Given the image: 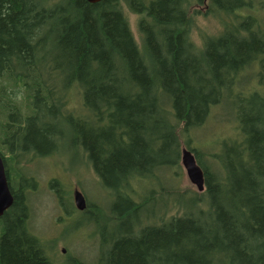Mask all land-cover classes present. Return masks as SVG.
<instances>
[{
  "label": "trees",
  "instance_id": "trees-1",
  "mask_svg": "<svg viewBox=\"0 0 264 264\" xmlns=\"http://www.w3.org/2000/svg\"><path fill=\"white\" fill-rule=\"evenodd\" d=\"M199 14L221 31L197 45ZM250 69L252 91L233 93ZM225 105L229 133L205 151L199 131ZM59 147L84 152L112 202L94 264H264V0H0V157L13 197L0 264H55L30 229L38 184L23 165ZM182 147L202 192L179 186ZM86 206L71 213L97 211Z\"/></svg>",
  "mask_w": 264,
  "mask_h": 264
},
{
  "label": "rangeland",
  "instance_id": "rangeland-1",
  "mask_svg": "<svg viewBox=\"0 0 264 264\" xmlns=\"http://www.w3.org/2000/svg\"><path fill=\"white\" fill-rule=\"evenodd\" d=\"M195 7L203 11L205 9L204 5L196 4ZM124 14L128 18L135 38L139 40L136 25L138 17L126 8ZM217 20L214 16L197 15L196 27L191 32L192 40L200 45V34L217 35L220 33L221 25ZM251 73L252 69L243 73V80L239 85L233 87V93L235 89L236 93L241 92L245 97L249 95L256 84L255 81L248 78ZM212 115L214 118L206 122L198 135L200 142L204 144L205 151L208 147L214 146L213 143L219 138L229 133L225 124L231 126L230 105L216 109ZM23 168L29 169V173L37 179L36 183L38 184L36 190L30 192L28 196L32 212L30 229L46 246L53 262L55 264H73V260H76L84 264H94L99 254L100 240L93 234V231L95 228L97 232L105 235V211L111 210L112 202L109 200L107 192L100 186L91 165L87 163L84 152L81 149L59 147L50 156L25 162ZM179 177L181 178L180 187L189 186L196 191L182 166ZM50 181H53L54 184L52 188L49 185ZM74 189L81 191L85 201H90L92 207L96 206L97 211L93 209L85 214L71 213L70 207H75ZM70 191L71 193H69ZM63 192H68L65 199L62 196ZM61 196L62 200L59 201L57 198H61Z\"/></svg>",
  "mask_w": 264,
  "mask_h": 264
},
{
  "label": "water",
  "instance_id": "water-1",
  "mask_svg": "<svg viewBox=\"0 0 264 264\" xmlns=\"http://www.w3.org/2000/svg\"><path fill=\"white\" fill-rule=\"evenodd\" d=\"M86 1L90 3H97L100 0ZM180 164L183 167L189 182L195 186L198 192H202L204 190V178L202 170L197 164L192 152L186 147L181 148ZM12 201L13 197L8 186L3 159L0 157V216L11 206ZM73 202L76 209L79 211H82L86 208L85 198L78 189H74L73 191ZM62 252H64V250H62Z\"/></svg>",
  "mask_w": 264,
  "mask_h": 264
}]
</instances>
